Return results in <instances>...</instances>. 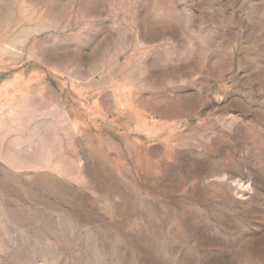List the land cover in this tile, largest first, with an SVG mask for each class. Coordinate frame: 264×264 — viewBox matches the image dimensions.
I'll list each match as a JSON object with an SVG mask.
<instances>
[{
  "label": "rangeland",
  "instance_id": "rangeland-1",
  "mask_svg": "<svg viewBox=\"0 0 264 264\" xmlns=\"http://www.w3.org/2000/svg\"><path fill=\"white\" fill-rule=\"evenodd\" d=\"M0 264H264V0H0Z\"/></svg>",
  "mask_w": 264,
  "mask_h": 264
}]
</instances>
